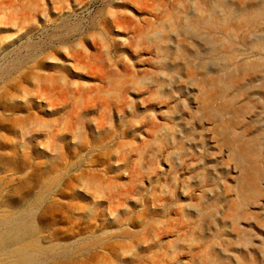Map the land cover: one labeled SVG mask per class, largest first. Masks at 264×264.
Instances as JSON below:
<instances>
[{
    "label": "rangeland",
    "instance_id": "374dc122",
    "mask_svg": "<svg viewBox=\"0 0 264 264\" xmlns=\"http://www.w3.org/2000/svg\"><path fill=\"white\" fill-rule=\"evenodd\" d=\"M219 2L0 0V264H264V0Z\"/></svg>",
    "mask_w": 264,
    "mask_h": 264
},
{
    "label": "bare ground",
    "instance_id": "6f19581e",
    "mask_svg": "<svg viewBox=\"0 0 264 264\" xmlns=\"http://www.w3.org/2000/svg\"><path fill=\"white\" fill-rule=\"evenodd\" d=\"M199 1H200V0H199ZM234 1H235V0H234ZM237 1L239 2L240 0H237ZM211 2H212V1H211ZM214 2H215V1H214ZM218 2H219V0H218ZM220 2L222 3V0H220ZM220 2H219V3H220ZM224 2H225V1H224ZM224 2H223V3H224ZM216 3H217V2H216ZM221 3H220V4H221ZM240 3H241V2H240ZM196 4H197V3H196ZM237 4H239V3H237ZM243 4H244V3H243ZM204 5H205V4H204ZM211 6H213V8L210 7V9H211V8H212V9H211L209 12L213 15L214 11L218 8V6H217L216 4H215V5L213 4V5H211ZM240 6H241V5H240ZM240 6H239V7H240ZM204 7H206V6H204ZM199 8H200V7H199ZM201 8H202V7H201ZM240 8L242 9V6H241ZM256 8H257V7H256ZM205 9H206V8H205ZM252 9H253V8H252ZM194 10H195V9H194ZM224 10H225V9H224ZM228 10H229V9H228ZM238 10H239V9H238ZM250 10H251V9H250ZM217 11H218V10H217ZM217 11H216V12H217ZM216 12H215V13H216ZM226 12H227V11H226ZM228 12H229V11H228ZM248 12H249V11H248ZM215 13H214V14H215ZM218 13H219V12H218ZM231 13H232V12H231ZM235 13H236V12H235ZM243 13H244V12H243ZM202 14H203V13H202ZM211 14H210V15H211ZM216 14H217V13H216ZM220 14H221V13H220ZM236 14L238 15V13H236ZM239 14H240V13H239ZM207 15H208V14H207ZM218 15H219V14H217L216 17H217ZM246 15H249V13H247ZM202 16H203V17H206V14H205V16H204V15H202ZM202 16H201V17H202ZM199 17H200V16H199ZM221 17H223V16H221ZM221 17H220V20H223V19H221ZM227 17H228V16H227ZM235 17H236V16H235ZM244 17H245V16H244ZM194 18H195V17H194ZM209 18H210V17H209ZM217 18H218V17H217ZM238 18H239V17H238ZM241 18H242V17H241ZM202 19H203V18H202ZM229 19H230V18H229ZM231 19H232V18H231ZM233 19H234V18H233ZM236 19H237V18H236ZM236 19H235V20H236ZM185 20H186V19H185ZM195 20H196V19H195ZM209 20L211 21V19H209ZM217 20H218V19H217ZM224 20H225V19H224ZM196 21L198 22V20H196ZM207 21H208V20H207ZM210 21H209V22H210ZM212 21H213V18H212ZM249 21H250V20H249ZM222 22H225V21H222ZM229 22H230V21H229ZM206 23H207V24H205V25H209L208 22H206ZM214 23H215V22H214ZM250 23H251V22H250ZM250 23H249V24H250ZM186 24H187V23H186ZM199 24H200V23H199ZM203 24H204V23H203ZM219 24H220V23H219ZM225 24H226V22H225ZM238 24L240 25L241 23H238ZM242 24H243V23H242ZM210 25H211V24H210ZM217 25H218V24H217ZM247 25H248V24H247ZM223 26H227V25H223ZM234 26H235V25H234ZM236 26H237V25H236ZM209 27H210V26H209ZM214 27H215V26H214ZM238 27H239V26H238ZM240 30H241V29H240ZM236 31H237V30H236ZM157 36H158V35H157ZM157 36H156V37H157ZM159 36H160V35H159ZM159 36H158V37H159ZM260 42H261V41H260ZM263 42H264V41H263ZM257 43H258V42H257ZM257 43H256V44H257ZM259 46H260V45H259ZM262 47H263V45H262ZM118 85H119V84H118ZM213 92H214V91H213ZM218 95H219V94H218ZM206 98H207V95H206ZM209 98H210V97H209ZM211 98H212V97H211ZM204 100H205V99H204ZM206 100H207V99H206ZM206 100H205V104H207V103L209 102V101L207 100V103H206ZM203 105H204V104H203ZM238 147H239V146H238ZM238 153H239V152H238ZM253 166H254V165H253ZM247 167H248V166H247ZM238 201H239V200H238ZM244 214H245V213H244ZM246 214H247V213H246ZM230 216H231V215H230ZM226 217H227V216H226ZM252 219H253V217H252ZM231 221H232V220H231ZM243 238H244V237H243ZM243 238H242V239H243ZM243 240H244V239H243ZM243 240H242V241H243Z\"/></svg>",
    "mask_w": 264,
    "mask_h": 264
}]
</instances>
